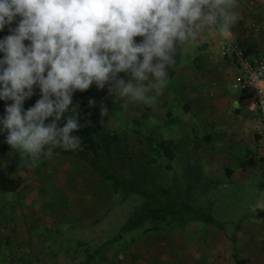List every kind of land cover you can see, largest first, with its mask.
Returning <instances> with one entry per match:
<instances>
[{"label": "crops", "instance_id": "0c3cea01", "mask_svg": "<svg viewBox=\"0 0 264 264\" xmlns=\"http://www.w3.org/2000/svg\"><path fill=\"white\" fill-rule=\"evenodd\" d=\"M237 12L240 21L232 39L248 48L252 57L263 56L264 0H238ZM8 34L0 32V37ZM222 43L209 30L197 46H183V56L177 54L169 83L152 108L119 98L115 103L107 87L98 90L95 85L84 100L73 101L79 111L82 102L98 119H105L107 130L129 145L133 137L144 147L151 138L175 145L186 140L179 151L187 161L173 160L172 175L180 181L181 172L196 164L201 172L197 180L204 186L197 192L210 197L204 200L193 191L191 200L207 201L222 226L194 219L184 229L173 227L164 235L137 228L140 234L122 233L107 241L96 258L86 256L82 250L91 244L85 236L99 232L95 227L105 220L116 195L97 173V144L79 130L73 134L81 137L83 151L56 149L52 158L27 167L26 157L11 147L8 155L3 154L5 137L0 135V264H264V146L257 143L258 111L240 71L222 52ZM37 96L25 101V109ZM89 100L96 105L90 107ZM241 102L247 107L236 108ZM101 105L109 108L108 117L101 116ZM121 121L124 130L115 127ZM183 176L191 179L186 172ZM244 200L254 201L243 214L249 219L234 222L228 202ZM73 227L82 232L76 235L79 250L71 249L61 232L58 235ZM107 246L109 250L103 248ZM115 248L125 251L113 256Z\"/></svg>", "mask_w": 264, "mask_h": 264}, {"label": "clouds", "instance_id": "9594fccd", "mask_svg": "<svg viewBox=\"0 0 264 264\" xmlns=\"http://www.w3.org/2000/svg\"><path fill=\"white\" fill-rule=\"evenodd\" d=\"M237 7L238 0H0V32H9L0 37V135L27 167L56 149L83 151L73 134L82 127L76 92L107 87L115 103L154 107L183 46H197L209 30L232 43ZM246 84L264 105V72L251 70ZM37 88L40 98L25 109Z\"/></svg>", "mask_w": 264, "mask_h": 264}, {"label": "trees", "instance_id": "16d2710c", "mask_svg": "<svg viewBox=\"0 0 264 264\" xmlns=\"http://www.w3.org/2000/svg\"><path fill=\"white\" fill-rule=\"evenodd\" d=\"M90 90L91 88L84 92H76L73 101L84 100ZM39 97L40 96H37V98ZM35 102L31 106H33ZM30 107H27L26 109ZM80 107V119L82 125L80 129L82 131L81 133L85 139L96 143L99 147L97 155L99 158L98 169L101 177L106 173L104 177L109 180L112 179L111 177L113 175L118 187L127 186L129 190L142 196L145 190L144 187L146 186L144 182H141L142 176L145 177L144 174L146 176L148 175L150 176V179L153 180V184L155 183L159 192V194L153 196V202H161L162 196L163 202H165V207L159 213L153 211L155 206L148 207L147 205H144L142 211H138L137 214L129 220L124 227H122L121 233L135 230L144 224H149L151 227L149 230H154L161 225V220L166 219H169L167 225L171 226L175 220H183L185 218L184 215H186V212L188 211L192 215L190 217L191 220L201 219L207 223L222 226L213 217L211 213L212 206L207 207L208 210H205L200 204L191 200L192 197L190 196L193 191H198L204 187L201 182L197 180L201 176V172L196 164L192 165L189 170L185 171L186 176L191 178L190 180L186 179L188 180L187 185L181 187V184H178L176 179V182L173 184L175 187L172 186L173 189H169L167 192L160 194L161 191L165 190V186L164 184H159L155 178L157 179L160 169H163L161 175L164 174V176L166 173L165 171H173V160L181 161L184 159L187 161V155L179 151L182 146L184 147L186 145V140L180 141L179 144L175 145L172 141L163 140L156 142L154 138H151L147 142L148 145L144 147L141 145V141L138 137H133V142L129 145L125 138L119 137L118 135L113 134V132L107 130V121L105 119H98L82 102ZM4 111L5 106H0V116L4 115ZM62 124L63 122L61 121L60 126H62ZM156 143L157 146H155ZM9 151L10 146L5 143L3 154L6 156ZM101 164L104 166H101ZM111 169H114V171L111 172ZM184 173L181 172L180 174L181 180L185 177L183 176ZM160 180L162 182V178H160ZM129 182H132V188L128 186ZM149 186L153 188L151 183ZM162 186H164V188ZM185 203L188 204V206ZM146 208H149L148 213H144ZM180 229H184V227ZM243 263L244 262L242 261L238 262V264Z\"/></svg>", "mask_w": 264, "mask_h": 264}, {"label": "rangeland", "instance_id": "374dc122", "mask_svg": "<svg viewBox=\"0 0 264 264\" xmlns=\"http://www.w3.org/2000/svg\"><path fill=\"white\" fill-rule=\"evenodd\" d=\"M4 33L8 34V30H7V27L5 28V30L3 31ZM39 92V89L37 88L36 89V96H37V93ZM116 129H121V130H124V121L122 122H119L118 123V126L115 125ZM120 127V128H119ZM101 166H104L103 164H101ZM102 170V169H101ZM114 171V169H111V172ZM108 172V171H107ZM163 172V169H160L159 170V174L157 175V179L155 178V180H157V182L159 184H164L165 186V190L164 191H161L160 194H163L164 192H167V190H171L173 189L172 186L175 187V185H173L175 182H176V176L175 175H172V170L171 171H165V176L164 174L161 175ZM177 172H179V170H177ZM97 173H99V169L97 168ZM105 174L104 173L102 175V178L105 180ZM161 175V176H160ZM145 177L142 176V181L141 182H144V184L146 185L144 188V194H142V196L139 194H136L135 192H132L131 190H129V188H127V186H120L118 187L116 185V181H115V177L112 175V179H109L108 183H110L112 185V190L113 192L116 193L115 195V198L112 200V204H113V207L108 211V214L105 218V220L100 223L99 226H96L95 228H100L99 232L96 233V235H92V232H90L87 236V238H90V239H87V242H89L91 244V247H86L84 250H82L83 253L86 254V256H94V258H96V255L98 254V252L100 251V248L102 246H104V244L107 242V241H110L112 242L113 240H115L117 238V236H119L121 233V229L122 227H124L129 220H131L136 214L137 212H141L142 211V207L144 205H147L148 207L151 206H155V208L153 209V211H155L156 213H159L161 210H163V208L165 207V202H163V196L161 198V202H153L152 198L154 195H157L159 194L156 186H155V183L153 184V180L150 179V176H146L144 174ZM123 177V176H122ZM159 177V178H158ZM160 178H162V182L160 180ZM183 179V178H182ZM106 181V180H105ZM152 185V187L154 188H151L149 185ZM177 183L178 184H181L180 186L183 187L184 185H187L188 184V180L183 179L180 181L177 180ZM149 184V185H148ZM130 188H132V182H129V185H128ZM164 186H162L164 188ZM117 189V190H115ZM195 192V191H194ZM209 192V191H208ZM196 193V196L197 197H200V196H204V200H207V198L210 197V195H208L207 192H205V194H201L199 192H195ZM226 192H223V195H225ZM190 196V195H189ZM191 197V196H190ZM250 196H248L249 198ZM204 200H200V199H197L196 203L197 204H200L202 207H204V209L206 210L207 207H209V203H207V201H204ZM254 201L252 200H244L243 202H240L241 204H239V202L237 201H230L228 202V205L230 206L229 208L230 209H234V210H227L228 211V214L230 213V218L232 220H234V222H238L241 218L243 219V221L249 219L248 217H244L243 214L245 213H248V211H245V210H248L250 209L251 205L253 204ZM207 203V204H206ZM186 204V203H185ZM188 206V204H186ZM159 207V208H158ZM242 207V208H241ZM148 210L149 208H146L144 210V213H148ZM152 210V209H151ZM208 210V209H207ZM240 211L239 213L237 211ZM187 214L184 215V219L183 220H175V222H171L172 225L171 226H168L167 225V221L169 220H161V225L154 229V230H160L158 231V233L160 235H164L165 232H170V230L173 229V227L175 229H177L178 227L182 228L184 227L185 225L188 224V222L191 221L190 217L192 216L191 213L186 212ZM237 215H236V214ZM151 214V213H150ZM240 214V216H239ZM141 230L143 228H148V230L151 228L149 224H144L143 226H140L139 227ZM139 229H136L132 232L131 236H134L136 234H140L139 232ZM64 236V237H67L69 238V240L67 239V241L71 244L68 245L70 246L71 249L73 250H79L80 249V239L76 236L77 234L80 235V233H82L80 231V229L78 227H73V228H68L66 229V231L64 230H60L58 235L61 234ZM155 233V231H154ZM75 236V237H74ZM93 237V238H92ZM60 239V238H59ZM118 244H121V243H118ZM125 244V242H124ZM123 244V245H124ZM104 249H108L109 246L107 247H103ZM116 250H113L112 249V255L116 256V254H118V251H125V250H118L119 248H115ZM103 249H101L102 251ZM109 250V249H108ZM100 251V252H101ZM110 255V254H109Z\"/></svg>", "mask_w": 264, "mask_h": 264}, {"label": "built area", "instance_id": "2783aa9c", "mask_svg": "<svg viewBox=\"0 0 264 264\" xmlns=\"http://www.w3.org/2000/svg\"><path fill=\"white\" fill-rule=\"evenodd\" d=\"M221 50L224 54L232 58L233 64L241 73L242 81L244 86L251 90L256 103V108L258 111V133H257V143L259 146H264V105L260 103V96L258 95V90L247 85L246 79L250 74L251 70H256L264 72V55L252 57L249 53L248 48L241 45L237 40L232 39V43L223 40L221 45Z\"/></svg>", "mask_w": 264, "mask_h": 264}, {"label": "water", "instance_id": "95a60500", "mask_svg": "<svg viewBox=\"0 0 264 264\" xmlns=\"http://www.w3.org/2000/svg\"><path fill=\"white\" fill-rule=\"evenodd\" d=\"M247 105H248L247 102H244V103L241 102V103H237V104L235 105V107H236V108H239V109H243V108H246Z\"/></svg>", "mask_w": 264, "mask_h": 264}]
</instances>
